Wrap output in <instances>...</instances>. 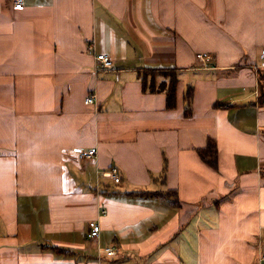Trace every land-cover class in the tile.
<instances>
[{"label":"crops","instance_id":"crops-1","mask_svg":"<svg viewBox=\"0 0 264 264\" xmlns=\"http://www.w3.org/2000/svg\"><path fill=\"white\" fill-rule=\"evenodd\" d=\"M24 1L0 0V264H264V0Z\"/></svg>","mask_w":264,"mask_h":264},{"label":"built area","instance_id":"built-area-1","mask_svg":"<svg viewBox=\"0 0 264 264\" xmlns=\"http://www.w3.org/2000/svg\"><path fill=\"white\" fill-rule=\"evenodd\" d=\"M12 2H13L15 9H23L25 6L24 0H12ZM87 49L89 52H94L93 44L90 43ZM94 56H95V71H101L103 69H111L114 67V60L107 53H104V52L95 53L94 52ZM196 56L199 60H202V61H207L208 59L211 58V55L208 52H199L197 53ZM260 58L264 64V49L261 51ZM94 100H95V95L93 93L89 94L85 98L86 103H93ZM77 150L81 158L92 157L96 154V148H90L88 150H82V149H77ZM106 173L109 176H111L112 179H114L116 182L120 180L118 167L112 166ZM103 212H105V210H103ZM100 230H101V226L98 221H95V220L89 221V232H88L89 237L91 238L98 237ZM105 251L109 255H113L116 253L115 248L113 247H107ZM259 261L264 262V252L260 255Z\"/></svg>","mask_w":264,"mask_h":264},{"label":"trees","instance_id":"trees-1","mask_svg":"<svg viewBox=\"0 0 264 264\" xmlns=\"http://www.w3.org/2000/svg\"><path fill=\"white\" fill-rule=\"evenodd\" d=\"M261 79L264 80V72L261 73ZM191 93L189 92L188 100L191 98ZM168 106L172 107L174 106L175 102V82L172 80L171 85L168 89V98H167ZM201 156L205 161H207L211 166L217 167V150L216 145L213 140H210L208 142L207 147L201 148L199 150ZM167 163L164 161V169H166Z\"/></svg>","mask_w":264,"mask_h":264}]
</instances>
